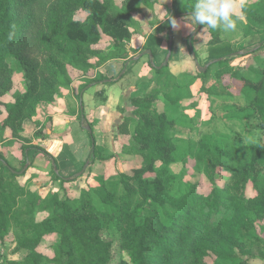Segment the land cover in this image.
Listing matches in <instances>:
<instances>
[{
  "label": "trees",
  "instance_id": "16d2710c",
  "mask_svg": "<svg viewBox=\"0 0 264 264\" xmlns=\"http://www.w3.org/2000/svg\"><path fill=\"white\" fill-rule=\"evenodd\" d=\"M121 1L118 7L114 0H0V115L5 113L1 125L13 135L9 141L22 137L23 122L36 116L42 101L52 99L57 79L67 75V65L86 72L96 65L91 59L96 63L103 60L102 50L95 47L103 43V37L125 57V40L132 36L131 4L139 0ZM142 1L153 6L157 0ZM193 2L173 0L171 17L188 14ZM79 12L86 13L84 20L77 17ZM245 14L262 18L263 0L259 7L246 8ZM259 25L262 27L244 25L245 35H259L256 47L237 49L221 38L218 29L209 30L206 52L218 66L215 75L220 84L211 88L216 93L220 88L217 96L225 100L244 99L245 108L259 119L263 137L264 68L257 73L240 68L243 74L238 89L232 80L239 68L231 64L264 46V24ZM201 28L198 25L196 31ZM9 32L14 33L11 40ZM192 38L188 37V49L196 58ZM164 68L156 71L162 75ZM16 73L23 74V90L14 88ZM167 81H158L146 98L163 93L169 103L179 104L180 92H169L177 82L171 76ZM208 87L204 83L201 89L208 92ZM132 103L135 109L120 121L119 133L128 140L121 151L138 158L130 161L131 169L101 178L99 187L80 189L73 197L63 186L60 193L42 195L17 182L30 167L33 150L42 152L56 168L54 158L43 148L20 144L21 163H28L21 172L0 152V244L10 237L17 251L24 253L20 261L10 260L9 264H250L256 251L264 248L263 239L255 234L256 225L264 219V177L258 176L264 166V140L240 144L203 134L196 170L208 179L209 190L200 191L199 182H194L175 191L176 177L170 166L175 162L176 132L165 114L151 109L150 104L139 106V99ZM79 119L86 122L83 110ZM48 127L44 123L34 137L47 136ZM89 134L87 160L91 163L96 149L91 126ZM98 158L103 161L112 156ZM219 169L227 173L224 181ZM49 177L63 184L79 175L65 178L53 169ZM249 182L253 194L247 196ZM160 208L165 210L163 215ZM39 212L47 213L46 217L38 220ZM52 235L57 239L49 244L48 255L43 249Z\"/></svg>",
  "mask_w": 264,
  "mask_h": 264
},
{
  "label": "rangeland",
  "instance_id": "374dc122",
  "mask_svg": "<svg viewBox=\"0 0 264 264\" xmlns=\"http://www.w3.org/2000/svg\"><path fill=\"white\" fill-rule=\"evenodd\" d=\"M171 3L173 6V0ZM114 4L120 7L122 5V1L114 0ZM131 6L132 10L130 12V16L132 21L129 23V28L132 30V36L130 39L125 40V57L120 56L122 55L121 52L118 53L120 50L113 46L111 40L109 41L107 37H103V43H98L95 46L96 48L102 50L103 60L96 63L95 58L91 59V62L95 63L96 65L86 72L67 65V75L64 78L59 77L57 79L56 92L52 99L49 101H42L41 104L48 105L53 101H59L61 98H65V100L68 102V97H65L64 94L70 95L71 91L74 92L76 99L79 100L78 98H80L79 95L82 89L99 83L112 82V80L117 79L119 75L121 77L125 76L127 82L129 83L128 92L130 95L129 102L131 104V113L135 109V105L132 103L133 99H139L141 102L139 106H141L142 103H148L150 104L149 107L151 109L165 114L166 118L170 120L171 128L176 132L173 139L175 145L172 152L175 157V162L170 166L171 171L176 177L174 184L175 191L184 187V185L187 183L199 182L198 189L200 191L207 192L209 190L208 179L203 173L196 170L198 165L197 149L201 136L203 134H210L213 139L224 137L240 144H247L249 142H256L261 138L264 140V136L262 137L261 131H259L261 130L262 126L259 124V119L255 117V115L252 114L249 109L245 108L244 99L237 97L234 99L225 100L223 97L217 96L220 88H217V93L215 92V87L211 88V85L214 86L217 84L218 87L220 84V81H218L215 75V71L218 69V66L216 63H214L215 61H212L210 58H208L207 52L205 51L206 36L203 35L201 30L199 32H196L195 30L191 31L188 36L185 37L186 45L188 47V37L191 35L193 36L192 47L197 54L195 58L190 52L188 53V58L186 59L183 58V55V57H178L177 52L176 56H173V47H175V45L177 47L183 38L181 31L178 30V28L172 29L170 33L167 31L168 42L171 40L172 43V51L167 65H162L169 52V48L162 57L155 59L154 55L157 51L156 46H159V41H153V39H151L148 43V47L146 45L140 46L138 48L133 47L138 45L139 42L138 39L135 40V38L138 36L137 33L139 24L137 23L133 14L141 11L142 8L146 9V7L149 6L142 0L133 2ZM170 12L172 13L173 9H168V13ZM85 14L86 13L84 12H79L77 17L81 20H84L86 17ZM166 27L169 28V25L167 24ZM257 44L258 41L256 45ZM243 45L244 42H241L236 48L239 49ZM147 48L151 50V56L148 54H143ZM259 50V54L253 57L255 59L254 62L255 64H264V46H262ZM191 60H194V63L189 65ZM116 62H118V69L117 71L115 70L114 72H111L113 71ZM208 63L209 65L204 71L199 69V66L205 67ZM104 65H106L105 71H102V69L100 70V67ZM108 66H110L109 70H107ZM158 66H165L162 71V75L156 71V68H160ZM238 68L239 69L234 75L232 83L236 86V88L239 89L241 88L240 78L243 73L242 69H240L241 67L238 66ZM169 76L173 77L174 81L177 82V85L173 84V86L169 88V92H180V101L178 102L179 104L169 103L163 93H158V95L156 94L151 98H146V94L150 90L158 87V81L161 82L160 84H165V80H168L167 82H169ZM105 79L111 80L105 81ZM14 83L15 89H25L22 73L15 74ZM204 83H206V86L211 88L208 92L202 91L201 89ZM6 98L11 99L9 96ZM111 107L115 109V106ZM75 109L77 110L78 106L75 105ZM93 115L95 117L94 112L90 114L91 117ZM4 117L5 113L0 115V142L6 139L7 142L0 144V152L2 153L5 151V153H7L9 147L10 149L14 147L16 148L22 142L23 146H30V144H28L29 141L26 142V139L29 136L27 133L24 134L23 124L25 123L27 128H32V122H29L32 121V119L25 120L23 122V131L21 133V136L23 135L22 137L13 138L12 141H9L12 139L13 135L10 133L9 128L2 127L1 121L4 119ZM85 117L86 122L83 123L84 126L90 125L92 127L93 122H89L90 117ZM100 118L103 120L102 116ZM136 120L139 121L142 120V118L140 116H136ZM48 121L50 120L47 119V121H45L47 127L49 126V123H47ZM181 122H183V124H188V127L183 128V124ZM134 126V123L131 124L130 129L133 130ZM82 130L86 132L88 143L85 154L82 157L83 166H81V168H79L75 173H79L83 169L85 164L88 162L87 156L90 152L89 130ZM74 138L78 142L70 149L72 153L80 156V148L82 147L83 143L79 141L80 136L77 134H75ZM95 138L97 137L95 136ZM97 141H100V139L97 138ZM127 142L128 140L125 138V144H127ZM94 152L97 153L96 151ZM110 155L112 158H118L114 153ZM56 158L55 160L57 167L59 164L61 165L64 163L63 157L57 156ZM119 158L124 160L123 164L125 167L123 170L127 171L132 167L130 165V161L135 160L138 158V156L134 155V153L127 154L121 151ZM25 165H28V163L22 162L20 164V168L17 169V171H21L22 169L25 171L27 169L24 168ZM160 165V163H156L157 167ZM116 171L118 170H115L114 172ZM217 172L219 174V178H222L224 181L227 177V173L222 169H219ZM85 174L86 173L84 170L78 175L79 177H82ZM258 176L264 177V166L260 168ZM50 181H52V179L48 174L40 175L34 172L29 173L28 169L26 170L24 176L21 175L17 177V182L19 184L28 185L32 190L40 192L42 195L56 190L54 184L50 183ZM40 183L41 185H39ZM80 189L84 188L68 187L65 189V192L69 196L73 197ZM245 191L247 196L253 194L252 185L250 182L248 183ZM161 211V215H163L165 210L161 209ZM46 215L47 213L39 212L37 214V219L41 220L46 217ZM255 234L264 241V219L262 224L256 225ZM56 239L57 237L55 235L46 238L47 245L46 248L43 249L45 254L51 255L49 244L54 242ZM23 257L24 253L17 251L16 244L10 237H6L5 241L0 244V264H9L8 262L10 260L20 261ZM250 264H264V248L260 251H256V257L251 260Z\"/></svg>",
  "mask_w": 264,
  "mask_h": 264
},
{
  "label": "crops",
  "instance_id": "0c3cea01",
  "mask_svg": "<svg viewBox=\"0 0 264 264\" xmlns=\"http://www.w3.org/2000/svg\"><path fill=\"white\" fill-rule=\"evenodd\" d=\"M261 1L262 0H244L245 9L259 7ZM171 2L172 0H157L153 6L146 7V9L142 8L141 11L133 14L139 24L137 33L138 36L135 38V40L138 39L139 42L138 45L133 47L138 48L143 45L148 47V43L151 39H153V41H159V46H156L157 51L154 55L155 59L162 57L169 48L167 31L170 33L173 28L170 21L166 17L169 15L172 16L171 12L168 13V9L170 10L173 7ZM236 3L237 10H239L238 6L240 0H236ZM186 16L187 14L175 17L178 24L180 23L178 30L181 31L183 38L177 47L176 45L173 47V56H176L177 52L178 57L183 55L184 57H182L184 59L188 58V53H190L186 45L185 37H187L191 32L189 27L185 26L184 17ZM260 23L264 24V16L261 18L259 15L247 16L245 14V19L242 22L237 23V29L235 31L224 32L221 29V38L229 41L234 46H238L241 42H244V46L246 48H254L257 46L256 43L259 40V35H245L244 25L251 24L254 28H261L262 26L259 25ZM167 24L169 25V28L166 27ZM197 28L198 25L196 26L195 31L198 30ZM200 30L203 35L206 36V46V43L210 38L209 29L207 27H202ZM259 52L260 50L235 58L231 61V64L238 65L243 70L250 71L252 73L260 72V70L264 68V64H255V59L253 58L258 55ZM193 63L194 60H191L189 65H192ZM105 67L106 65L100 67V70L102 69V71H105ZM109 67L110 66H108L107 70H109ZM117 69L118 62H116L113 71L111 72H114L115 70L117 71ZM110 80L111 79H105V81ZM128 90L129 83L127 82L125 76L121 77L119 75L118 78L112 80V82L99 83L82 89L79 96L80 98H78L79 100L76 99L74 92L71 91L70 95L64 94L65 97H68V102L65 98H61L59 101H53L48 105L41 104L36 116L32 118V121H29L30 123L32 122V128H27V125L25 123L23 124L24 134L27 133L31 139L28 144L37 145L43 148L54 158V160L57 156L63 157L64 163L61 165L59 164L58 167L56 164L55 168L53 167L52 161L42 152L33 150L30 154L31 156H29L31 163H29L30 167L28 168V172H34L40 175H49L51 171L55 169L65 178H69L73 174L78 175V173L75 172L83 166L82 157L85 154L88 143L86 132L82 130H87V128L79 119V112L82 110L85 116L90 117L89 122H93L92 131L94 136L100 139V141H97V138H95V151L97 153H94L95 159L91 163L88 162V165L85 168L86 174L82 177H78L76 180L65 182L63 184L60 180L50 181V183L54 184L56 189L55 191H58L59 193L63 191L62 186L64 189L68 187H80L84 189L97 188L100 185L101 178L107 177L108 175L114 173L115 170L124 171V160H121L119 156L121 154V147L125 142V138H122L123 136L119 133V123L124 116L132 115ZM75 105L78 106L77 110L75 109ZM111 106H115V109ZM92 112L95 113V117L94 115L92 117L90 116ZM101 116L103 117V120H101ZM47 119L50 120L47 122L49 123L47 136L42 139H36L34 137L35 132L41 128ZM75 134L80 136L79 141L83 143L80 148V156L72 153L70 149L78 142L74 138ZM6 141L7 139L2 140L0 144ZM2 153L5 155L6 159L13 168H16V170L20 168L21 160L23 158L20 144L16 148L14 147L10 149L9 147L7 153H5V151ZM113 153L118 158H110L103 161L98 158V156L105 158ZM90 154L91 151L87 157H89ZM39 185H41V183Z\"/></svg>",
  "mask_w": 264,
  "mask_h": 264
},
{
  "label": "clouds",
  "instance_id": "9594fccd",
  "mask_svg": "<svg viewBox=\"0 0 264 264\" xmlns=\"http://www.w3.org/2000/svg\"><path fill=\"white\" fill-rule=\"evenodd\" d=\"M237 10L236 0H194L191 10L184 17L185 26L194 31L196 26L207 27L209 30L222 29L224 32L235 31L237 23L245 19L244 0H240ZM173 29L179 27L175 18L166 17ZM14 33L9 32L8 39L13 38Z\"/></svg>",
  "mask_w": 264,
  "mask_h": 264
},
{
  "label": "water",
  "instance_id": "95a60500",
  "mask_svg": "<svg viewBox=\"0 0 264 264\" xmlns=\"http://www.w3.org/2000/svg\"><path fill=\"white\" fill-rule=\"evenodd\" d=\"M171 49H172V43H171V40H170V42H169V52H168V54H167V56H166V58H165V60H164V62H163L162 65H167L168 59L170 58V55H171ZM143 54H148L149 56H151L152 55V52H151V50L147 49V50L144 51ZM208 65H209V63L205 67H200L199 66V69L202 70V71H204L208 67ZM158 67H160V66H158ZM85 127L87 128V130L90 131V126L89 125H86ZM87 165H88V162L85 164L84 168L78 174H81L85 170V168H86ZM24 168L25 169L28 168V165H25ZM23 170L24 169H22L21 171H23Z\"/></svg>",
  "mask_w": 264,
  "mask_h": 264
}]
</instances>
